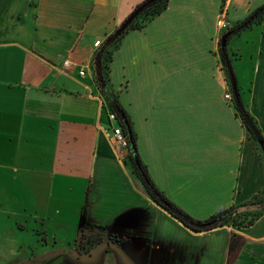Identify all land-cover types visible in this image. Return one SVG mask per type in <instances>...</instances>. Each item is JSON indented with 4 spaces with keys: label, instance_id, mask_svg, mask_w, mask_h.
<instances>
[{
    "label": "crops",
    "instance_id": "1",
    "mask_svg": "<svg viewBox=\"0 0 264 264\" xmlns=\"http://www.w3.org/2000/svg\"><path fill=\"white\" fill-rule=\"evenodd\" d=\"M144 1L0 0V164L28 170L36 158L42 160L39 172H46L38 182H46L52 195L54 186L61 193L79 187V234L91 224L129 240L110 254L100 250L105 264H164V255L175 262L174 250L186 246V238L195 243L199 261L209 256L218 264H264V215L247 229L195 234L147 197L132 172L118 168L92 61L95 43H103ZM223 4L169 0L144 30L124 37L110 65L111 83L152 179L198 220L264 191L258 146L233 100L224 98L231 91L218 54ZM263 5L225 0V17L233 24ZM242 35L231 48L244 49L241 42L249 40ZM66 60L71 67H64ZM247 97L242 93L264 135V87L253 81ZM217 234L222 240L213 242ZM93 257L78 264H91Z\"/></svg>",
    "mask_w": 264,
    "mask_h": 264
},
{
    "label": "rangeland",
    "instance_id": "2",
    "mask_svg": "<svg viewBox=\"0 0 264 264\" xmlns=\"http://www.w3.org/2000/svg\"><path fill=\"white\" fill-rule=\"evenodd\" d=\"M261 30H264L263 26H256L242 35L248 36L246 38L249 40L241 42L244 49L239 45L231 48L241 35L229 43L235 60L237 81L242 88L241 98L243 93L246 100L251 94L253 81H258L260 87H264V41L261 40L264 33ZM259 32L262 37L258 35ZM252 52L256 53L257 58L251 57ZM262 98H257L256 102H261ZM114 146L118 168L127 170L129 174L132 172L138 180L127 152L120 151L115 144ZM44 163L48 165L49 159L45 158ZM40 164L42 160L40 163L38 159L32 158L28 170L19 171L0 164V264H78L75 241L79 237L77 227L80 213L76 209L80 198L79 187L74 185L73 189L66 188L67 191L61 193V189L54 186L52 195L46 182H38L45 180L46 175V172H39ZM87 190L88 186L84 192V200ZM144 193L147 196L145 189ZM222 237L223 234H217L213 242H220ZM192 241L186 238V246H176L173 256L175 262L169 261L166 255L159 261L164 264H218L214 257L212 259L209 256L204 262L199 261V252L195 250L196 245ZM166 253L167 250L158 251L159 255ZM112 256L114 255L107 257ZM105 259V255L97 254L91 264H105Z\"/></svg>",
    "mask_w": 264,
    "mask_h": 264
},
{
    "label": "trees",
    "instance_id": "3",
    "mask_svg": "<svg viewBox=\"0 0 264 264\" xmlns=\"http://www.w3.org/2000/svg\"><path fill=\"white\" fill-rule=\"evenodd\" d=\"M145 0L138 5L131 14L123 21V23L115 30L120 28L130 19V22L121 34L113 41H110V35L101 46L95 51L93 56V74L96 87L106 101V113L115 115L116 125L122 129L127 139V157L132 166L133 173L143 185L149 198L162 210H164L171 218L182 224L186 229L195 234L210 233L224 227H234L238 229H247L255 225V223L264 215V191L255 195L248 203L242 206H232L226 210H222L216 215L206 220H198L193 218L185 210L175 204L168 196L158 188L152 179L148 167L143 163L137 145V134L134 130L133 122L122 106L119 94L113 88L110 79V65L113 61V55L122 43L124 37L132 31L144 30L153 20L162 15L168 8L169 0ZM225 12V0L222 7ZM264 22V5L253 11L247 18L242 21L230 24L223 35H228L226 47L222 48L221 39L219 40L218 54L222 69L226 74L227 81L230 85V91L233 95L234 108L240 118L243 127L247 131L249 138L256 143L264 161V135L255 117L249 112L247 106L241 98V90L238 85L236 73L234 70L233 58L229 49V43L237 36L244 32L261 25ZM222 38V37H221ZM243 206H255L256 211L239 213L238 210ZM95 229L86 230L82 233L81 238L87 240L88 243L96 245L99 236L94 233ZM94 238V240H92Z\"/></svg>",
    "mask_w": 264,
    "mask_h": 264
},
{
    "label": "flooded vegetation",
    "instance_id": "4",
    "mask_svg": "<svg viewBox=\"0 0 264 264\" xmlns=\"http://www.w3.org/2000/svg\"><path fill=\"white\" fill-rule=\"evenodd\" d=\"M89 229H95L94 233L100 235L99 241L96 245L88 243L87 240H83L81 238L82 233ZM92 240H94V238ZM128 242L129 240L127 238L109 232L101 226L91 224L85 225L81 229L78 239L75 241L76 254L78 256L77 261L80 262L85 259H90L94 256V254L100 253V250H104L105 254H110L112 247L119 249Z\"/></svg>",
    "mask_w": 264,
    "mask_h": 264
},
{
    "label": "built area",
    "instance_id": "5",
    "mask_svg": "<svg viewBox=\"0 0 264 264\" xmlns=\"http://www.w3.org/2000/svg\"><path fill=\"white\" fill-rule=\"evenodd\" d=\"M218 28L220 29L221 32H224L228 29V27L230 26V23L228 22V20L225 17V12H224V16L219 20L218 24H217ZM102 42H96L95 43V48H99L101 46ZM64 67L65 68H69L71 67V62L69 60H66L64 62ZM82 76L85 74L84 71H82L80 73ZM225 100L227 101H232V94L230 92H227L224 96ZM108 118L112 124V128H111V136H112V140L114 142L115 145H117V149H119L120 151H126L127 150V139L124 136L122 129L116 125V118L115 115L113 114H109Z\"/></svg>",
    "mask_w": 264,
    "mask_h": 264
},
{
    "label": "water",
    "instance_id": "6",
    "mask_svg": "<svg viewBox=\"0 0 264 264\" xmlns=\"http://www.w3.org/2000/svg\"><path fill=\"white\" fill-rule=\"evenodd\" d=\"M153 1L154 0H150L148 3H151ZM129 22H130V19L120 28V30L114 32L112 37L110 38L109 42L115 40L121 34V32L126 28V26L128 25ZM227 42H228V35L222 36V38H221V46H222V48L226 47ZM256 210H258V208L255 207V206H251V207L243 206V207L239 208L238 212L239 213H244V212H252V211H256Z\"/></svg>",
    "mask_w": 264,
    "mask_h": 264
}]
</instances>
